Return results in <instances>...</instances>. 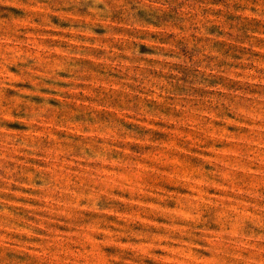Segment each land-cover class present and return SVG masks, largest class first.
I'll list each match as a JSON object with an SVG mask.
<instances>
[{
    "label": "rangeland",
    "instance_id": "obj_1",
    "mask_svg": "<svg viewBox=\"0 0 264 264\" xmlns=\"http://www.w3.org/2000/svg\"><path fill=\"white\" fill-rule=\"evenodd\" d=\"M0 264H264V0H0Z\"/></svg>",
    "mask_w": 264,
    "mask_h": 264
}]
</instances>
